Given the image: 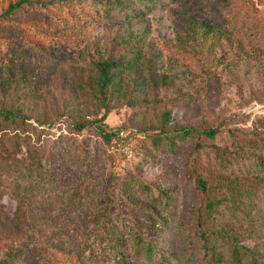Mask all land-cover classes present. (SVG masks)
Here are the masks:
<instances>
[{
  "label": "rangeland",
  "instance_id": "1",
  "mask_svg": "<svg viewBox=\"0 0 264 264\" xmlns=\"http://www.w3.org/2000/svg\"><path fill=\"white\" fill-rule=\"evenodd\" d=\"M8 1L0 0V9ZM28 36L30 45L18 33L2 37L16 44L15 55L6 49L3 64L8 68L10 58L25 62L40 76V89H9L1 101L55 127L31 139L42 150L39 166L24 149L16 151L11 130L0 134V258L2 245L32 242L34 264H148L130 250L125 233L136 222L154 238L163 264H202V243L190 217L166 237L143 222L150 208H158L162 189L177 191L176 216L196 208L190 164L200 158L204 173L213 174L211 153L200 157L189 138L177 140L173 151L155 146L154 138L219 125L264 133V0H161L143 17L67 16L62 25ZM128 50L157 86L124 92V84L114 93L103 120L115 136L110 143L93 121L103 109L91 61ZM128 76L131 82L137 78ZM77 123L87 126L79 131ZM225 134L205 143L228 144ZM260 178L264 200V173ZM233 227L248 238L244 242L255 237L239 219ZM104 231L119 234L127 253L104 251ZM258 237L264 242V231Z\"/></svg>",
  "mask_w": 264,
  "mask_h": 264
},
{
  "label": "trees",
  "instance_id": "2",
  "mask_svg": "<svg viewBox=\"0 0 264 264\" xmlns=\"http://www.w3.org/2000/svg\"><path fill=\"white\" fill-rule=\"evenodd\" d=\"M160 4L161 0H9L0 9V134L11 130L16 151L24 149L31 164L39 166L42 163V150L31 139L34 135L39 137L43 133L49 134L55 127L53 124L34 121L21 110L13 109L12 104L3 105L1 99L9 89L23 88L33 93L40 89L36 84L40 76L25 62L10 58L8 68L3 64L6 49L12 56L16 54L14 40L6 41L2 39L3 36L18 33L30 45L29 32L34 29L35 32H41L47 26L62 25L67 16L109 19L122 14L139 18ZM23 19L30 20L32 25L23 22ZM28 45L26 46L31 47ZM135 55L133 50H128L125 55L91 61L97 76L94 94L103 109L102 116L93 121L106 142H114L115 137L103 124L111 111L106 103L121 89V85L126 84L124 92L130 86L139 89V92H146V88L153 89L157 86V78L152 72L141 70ZM129 74H133V80L137 78L131 82ZM75 126L80 131L87 124L77 123ZM224 132L228 144L217 146L205 143V140L215 142ZM163 134L159 140L154 138L155 146L164 145L173 151L177 140L189 138L193 140V150L196 154H201L200 157L203 153H211L209 156L213 174L204 173L200 158L194 157L190 164V177L197 196L196 208L187 216H176L175 211L179 207L177 191L159 190L158 208H150L144 217V227L149 226L150 231L166 237L167 234L180 231L185 220L190 217L196 223L195 235L202 243V264H264V242L258 237L264 231V225L261 224L264 223V200L256 182L261 181V174L264 173V133L257 127L224 130L219 125L207 129L183 128ZM242 186L246 188L243 189ZM4 193L0 187V197ZM234 219L244 222L248 227V234L255 236L251 238L252 244L244 242L248 238H244L242 231L233 227ZM257 221L261 223L257 224ZM125 233L131 236L130 250L136 257L148 264L165 262L156 253L154 238L138 229L136 222ZM118 237L119 234L102 232L100 245L105 247L104 251L121 256L126 254V249L121 248L122 245L116 240ZM30 243L32 242H10L2 245L0 264H34L29 256Z\"/></svg>",
  "mask_w": 264,
  "mask_h": 264
}]
</instances>
